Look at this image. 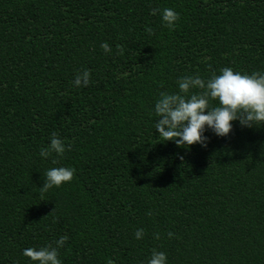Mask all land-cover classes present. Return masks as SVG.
I'll list each match as a JSON object with an SVG mask.
<instances>
[{"label":"trees","instance_id":"trees-1","mask_svg":"<svg viewBox=\"0 0 264 264\" xmlns=\"http://www.w3.org/2000/svg\"><path fill=\"white\" fill-rule=\"evenodd\" d=\"M225 66L264 71V0H0V264L64 235L62 264H264V126L188 149L154 129L159 92ZM53 132L70 147L41 159ZM55 166L73 179L41 195Z\"/></svg>","mask_w":264,"mask_h":264},{"label":"clouds","instance_id":"clouds-1","mask_svg":"<svg viewBox=\"0 0 264 264\" xmlns=\"http://www.w3.org/2000/svg\"><path fill=\"white\" fill-rule=\"evenodd\" d=\"M161 26L172 30L179 20V13L172 8L160 9ZM156 9H153L155 14ZM100 48L105 54L111 53L107 42H101ZM90 73L87 69L77 72L72 80L75 88L88 85ZM177 91H161L154 100L152 113L156 117L154 129L164 142L171 141L178 148L188 149L193 144L206 148L210 131L217 138H226L237 122L242 128L264 126V71L251 73L234 71L230 66L221 67L207 77L200 74L180 75L176 81ZM215 101V104L212 103ZM70 146L66 145L57 133L53 132L49 142L39 149L38 155L46 160L51 153L63 156ZM182 159V157H180ZM56 164L55 159L52 160ZM75 169L71 166H55L45 169L44 183L38 189L43 195L50 189L60 187L62 183L73 179ZM169 237L173 233L167 234ZM144 229L138 228L133 238L140 240ZM154 237L159 239V233ZM67 236L45 243L40 247H28L22 250L32 264H62L59 249L63 247ZM107 264H114L111 259ZM146 264H168L165 252L153 249Z\"/></svg>","mask_w":264,"mask_h":264}]
</instances>
